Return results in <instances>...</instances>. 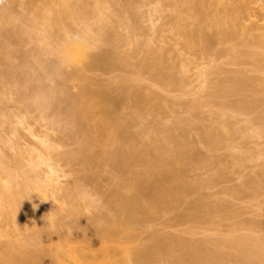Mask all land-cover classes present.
<instances>
[{
    "label": "rangeland",
    "instance_id": "obj_1",
    "mask_svg": "<svg viewBox=\"0 0 264 264\" xmlns=\"http://www.w3.org/2000/svg\"><path fill=\"white\" fill-rule=\"evenodd\" d=\"M61 1L62 0H0V95H6L4 98L10 99L9 101L8 99L4 100V98L0 96V159L2 157V160H4L1 164L4 168L7 167V171L12 169L9 173L12 175L13 172L12 180H14V185H19L20 187L25 186L22 188L24 191L22 198H25L31 190L37 192L32 193L31 198H28L31 202L28 199L24 201L20 197V200H23L22 202L27 204V208L24 207L26 210L22 207L25 203H20L22 204L21 206L20 204L18 205L24 212L26 211V213H24L23 210L21 211V217H19L20 214L18 213L19 216L15 217L17 218L15 219L12 215L10 216L9 213L5 214V210L3 211L5 215L0 216V231L8 232L12 234V237L13 234H16L17 236L19 235L20 238L28 239L30 237L28 234L30 231L28 232V230H25L28 233L25 234L22 232V236V233L20 235L21 231L19 232V227L22 225L23 229L24 225H20V221L29 217L25 222H29L31 219V225L29 224L30 222H27V224L30 226H32V224L36 226L35 224H37L41 227L42 223L44 226L42 227L45 228L47 234L51 232L50 234L52 236L57 233V236L53 235V237L56 236L57 238L58 235L61 236L62 234L67 235L71 231L74 233L72 234L71 232L72 236L79 237L78 234L86 230L82 228L83 231L80 232L79 230H81V227L85 225L96 227L97 224L94 225V223H99L98 220L100 217H110L112 213H114L110 210L109 203L112 200L111 193L115 191L116 185L111 182L113 173L108 167L109 165L107 166L108 163L106 162V166L104 164L106 159L103 157L100 158V155H96L92 161L85 162V158L83 159V154L80 150L82 148V142L80 143V141H82L80 132L78 134L74 127V131H72L70 127L71 124H69L71 123V119L76 118L75 112H73L75 107L73 106V102H71L73 99H70L81 93L79 92L81 89L80 85H83L81 84L83 81H80L79 73L81 69L84 72L85 70L83 68L86 67V73H84L88 76L87 79L91 78L93 82H95V85L97 84L96 87L100 85L103 89L105 88L111 91V95L114 99H117V101L121 100L130 87L132 90L139 91L142 97L140 103L124 104L117 109V112H120L118 114L124 117H127L131 112H138V128L136 127L135 133H138L139 127H146L151 131H160V133L158 132L160 137L164 139L168 138L169 130L173 128L176 121L182 120L185 122L193 116L191 105L196 101L197 103L198 101L202 103L199 109L200 114L196 115L195 113L194 116L200 118V120L195 118L198 121L197 125L199 128L208 126L206 128L208 129L211 126L210 128L215 129L223 125L225 121L231 125V131L232 129L237 131V133L234 134L235 136L230 133L229 135L233 137L231 136L232 138H230L229 136L230 139L227 138L229 140L226 142V145L214 152L210 151L205 143L197 137L198 134L195 135L196 132L194 133V131L198 126L192 125L193 127L197 126L195 129L188 126L187 133L189 137H196V141L198 142L195 153L198 151L197 153L208 158L211 163L216 162V164H211V167H202L197 165L196 162L190 163L187 175L188 182L193 185L196 180V183L199 182V178L203 180L201 181L199 179L202 183L200 185L201 188L193 185L198 188L194 189L197 191H192L186 196V202H184L185 204H183L180 209L181 211H185L184 209H188L190 205L203 202L210 204V206L213 205L211 208H215L218 202L221 203V206L213 209L210 213H200L197 218L184 220L177 216V211L169 215L155 214L145 223L137 225L136 231L139 239L137 243H139V241L142 243L146 242L144 244L148 242L151 243L156 237L158 238L169 233L175 236L177 235V237L186 238L188 241L191 240L192 243L196 242V240H203V238L220 241V239H224L225 237L241 234L255 237L254 240L252 239V242L254 243V241H256L255 246L257 250L264 254V188H260L257 194L247 193L242 192V185L244 184L241 185V183L246 182L247 176L252 177L251 174H255V172L259 174L262 168H264V136L257 134L256 131L258 127L255 122L251 121L253 118L252 114L249 112L248 114L246 112V114H237V112L234 113V108L233 112L231 110L232 107H227V105L229 106V104H234L236 101L243 99H239L241 97L240 94L243 93L237 94L231 92L232 94L230 95L223 94V96L219 95L218 97L211 96L212 94L214 95L215 87L217 92L220 91L219 85L214 87L218 82L222 84V82L228 81L227 83L225 82L226 85L231 83L229 80L232 74H236V76H241L242 74L245 77H241L250 78L251 82L254 81L252 83L256 85L252 84L253 86L257 87L258 85L257 88L264 89V0H204L206 4L204 20H207V23L212 21L211 17L223 18L226 16L230 19L231 22L229 24L234 29L232 37L230 36V38L226 40H217L206 50L202 49V44L194 41L191 36L192 31L198 27L200 19L194 16L188 9V6L180 0H82V2H80L81 5H79L81 8L78 9L77 6L76 9L81 10L87 7L86 10L85 8L84 10L87 11L89 9L87 14H93L94 17L91 16L92 22L88 19L91 23L96 21L94 15H98V11L96 14L94 7L96 9V7H98V1H100V17L106 25L105 29L109 36L116 40L115 43L98 41L95 34H93L92 42L95 51H93L92 57L97 54H108V56L114 59L120 57L125 58L126 63L115 64L112 65L111 68H101L90 64L93 59L90 61V59L87 58L85 63L84 61L79 63L83 68L80 65L78 66V63L69 64L67 66L63 65V73L65 72L64 75L69 74V78H65L64 76V78H62L61 75L58 76L60 72L56 75V73H53L47 66L50 62H59L61 58H58V52V54L54 56L55 50H51L56 48V41L60 35H62L59 38L61 41L64 36L63 32L61 34V30L56 28L53 30V36L48 34L50 37H48L45 32V27L49 19L58 14L60 10L63 11V13L65 12L66 8L64 10V6H62L64 2L62 4ZM73 2L78 3L76 0ZM47 4H51V7ZM47 6L52 10L50 9L51 11H49ZM185 9H187V11ZM179 11H181L182 15H180ZM84 12L83 14H85ZM60 13L63 16L62 12ZM26 20H29V22ZM81 21L82 20H79L77 21L78 23H73V27L76 26L75 28L70 24L71 30L68 25L69 22L64 19V24L66 27H69V32H73L71 35L68 34L72 39L81 38L80 33L84 27V23ZM20 24L24 25L21 26ZM209 25H211V23ZM22 27L23 29H21ZM212 30L215 29L212 27ZM22 32L25 34H22ZM44 39L45 41L41 42V40ZM59 40L57 43H60ZM54 41L55 44L52 43ZM39 44H41V48L38 47ZM235 51H238L235 53V55L239 57L237 61L233 60L235 56L233 52ZM35 54H39L42 57L38 55V58ZM34 55L38 60L33 58ZM92 57L90 56V58ZM37 61L40 63L38 64ZM149 61L156 62L161 69L163 68V71H169L179 78L181 81L180 87L173 86L166 80H156L154 70L146 67V62ZM40 64L41 66L37 67V65ZM41 67L43 68L41 69ZM24 70L26 71L24 72ZM74 74H77L75 78L73 76ZM81 75L83 76L84 74L81 73ZM77 76H79V81L76 78ZM57 77L62 79L60 80ZM73 78L76 80H73ZM93 82H91L92 85L90 84L91 87L94 85ZM215 82L216 84H214ZM96 87L93 88L97 89ZM225 87L228 89V86ZM52 89L53 91H51ZM56 92H58V94H55ZM59 92L63 95L61 94V96ZM252 93V91H248L244 93L245 95L242 97H244V99L254 100L255 98L252 96ZM44 95H51L54 97L44 98ZM55 95L59 96L55 97ZM263 95L264 93H258L255 97L257 96L256 99L258 97L264 98ZM210 97H213L211 102H209ZM221 111H223V113L224 111L226 112L224 115L220 116ZM220 120H223V123L220 122L222 124L217 125ZM74 121H76V119ZM249 121L251 122L249 123ZM85 123L84 121L80 125L83 131L87 129L88 126L86 125L87 123ZM73 125H75V123ZM192 129L193 131H191ZM97 149L96 146L91 147V151ZM251 151V156L254 157L253 155H255V157L252 160H247V158L244 159L245 155ZM236 156H239L238 158L240 159V156H242V159L246 162L242 160L244 163L241 164L239 162L240 159L236 160ZM249 156L250 155L247 156L248 159L251 158ZM212 157L218 159L214 162ZM216 165L217 168H215ZM220 166L226 169L225 176H219L220 174H217ZM213 173L216 174V176L214 174V178H216L217 181L209 176L212 175L213 177ZM244 176L247 178H244ZM44 178L45 180L49 179L51 181L56 178H58V180L56 179L55 183H53V181L49 183V180L44 181ZM31 181L32 184H28V182ZM39 181L40 184L41 181L44 182L42 186H40V184L38 185ZM1 184L0 185L3 186V183ZM45 184L50 187H47ZM26 185L30 186L27 188ZM33 185L36 186V188H34ZM82 185L84 186L82 187V192L85 190L84 192H86V195L83 197V192V198H79L85 200L87 197H90L87 198V201L88 199L96 198V201L94 199H91V201H95L97 207L94 206L95 202L94 205H89V201V204L83 201V203L87 204H82L81 202L80 204H82V206L79 204L80 206L77 205L76 207L79 201L77 203L76 201L78 198L75 200V197H78V193L79 196H81L80 192ZM17 187L15 186L13 188L15 189ZM40 187H43L42 191ZM240 187L242 188L241 190H239ZM19 189L21 190V188ZM40 191L46 193L44 194ZM20 192L19 194L22 195V192ZM26 192L27 194H25ZM69 195H71L74 200ZM16 198L19 197L17 196ZM15 201L16 199H14V203ZM222 202L224 203L223 206ZM98 203H101L99 207ZM33 204L38 205V207L34 209ZM89 206H92V208H89ZM80 207L82 208L80 209ZM84 207H86V209ZM8 208L9 207H7L6 210ZM74 208L77 210L75 211ZM51 211L52 213L54 212V214L48 213ZM81 211L84 215H82ZM74 212L81 214V217L78 215V218L77 214ZM38 213H42V217H39L40 215L37 216ZM49 214L53 217L57 215V220L55 217V224L58 226H55L56 229L53 228L55 229L54 233L52 232V228L51 231L48 232L50 229L47 230L48 226L46 225V219H41L44 215L48 218ZM113 216L112 218L115 220V216ZM37 218L41 219V222H39L40 220L38 221ZM101 219L98 225L101 224ZM43 220L44 222H42ZM105 220L108 219L105 218ZM105 220H102V224ZM87 221L91 222L88 223ZM109 221L110 219L108 222ZM38 222L40 224H38ZM83 222H85L84 225ZM60 223L62 225H60ZM65 223L67 225L74 224L75 229L72 228L73 225L72 227L70 225L67 227ZM90 223H93V226ZM79 225L80 227H77ZM87 226L84 228H87ZM101 226L102 225L96 227L97 230L98 228L100 229ZM69 227H71L72 230H70ZM24 228H26V226ZM26 229H28V226ZM57 229L60 232H58ZM45 230L42 229V231ZM77 231H79L78 234H76L78 236L75 235ZM1 234L2 233H0V235ZM71 234L68 235L71 236ZM5 235L7 237L8 234L6 233ZM8 236L11 237L10 235ZM27 239H25V241H27ZM1 240L4 241L2 242ZM5 240L8 239H0L1 244L3 243L4 245ZM9 240L12 241V239ZM15 242L17 243V240ZM12 243L14 242L12 241ZM43 245V248L49 249L48 246L50 245ZM40 246L38 249L41 248ZM13 264L16 263L13 262ZM233 264H235V262Z\"/></svg>",
    "mask_w": 264,
    "mask_h": 264
},
{
    "label": "bare ground",
    "instance_id": "obj_2",
    "mask_svg": "<svg viewBox=\"0 0 264 264\" xmlns=\"http://www.w3.org/2000/svg\"><path fill=\"white\" fill-rule=\"evenodd\" d=\"M69 1H71V0H69ZM69 1L68 0H64V1L62 0L61 1L62 4L64 2V5H62V6H64L63 7L64 10L66 8L64 13H63V11L60 10V12H62L64 17L59 12L60 15L58 13V14L52 16L49 19V21L47 22L46 27H45L46 28L45 32H46L47 36H48V34L53 36L54 35L53 30H55L56 28L61 30V34L63 32V35H64L63 38L61 39V41L59 40V38L62 35H60L57 38L60 41V43H57L58 42V40H57L56 41V44H57L56 48L54 49L52 46L53 50H51V51L55 50L54 52L56 54L54 52H52V53H54V56L59 53V57L58 56H56V57H58V58L61 57V58L59 59V62H57V63H51L50 62L49 64H47L48 68L51 69L53 73H56V75H57V73L60 72V74H58V76L61 75L62 78H64V77L69 78L70 77V76H68L69 74L64 75L65 72L63 73V71H64L63 65L67 66L69 64L72 65V64L78 63V66H79L80 65L79 63H81L83 61L85 63V61H87L86 60L87 58H89L90 61H91V59H93V61L90 62V64L97 66V67H101V68H111V66L115 65V64H125L126 63L125 58L120 57V58L114 59L111 56H108V54L107 55H100V54L96 55L95 54L96 56L92 57V53H93V51H95L94 50L95 49L94 44L92 42V35L93 34H95L96 39L98 41H105L108 43H115L116 42V40L114 38H112L111 36H109V34L107 33V31L105 29L106 25L104 24L103 19L100 17V13H101L100 1H98V7H96V9L94 7L96 14L98 11V15H94L95 20H96L94 23H91L93 21L92 20L93 14L92 15L87 14L88 13L87 11L89 9L87 11H85L87 7L85 8L84 6H82L85 8V10H84V8H82L83 10L82 9L81 10L76 9L77 6H78V9L81 8V7H79V5H81L80 2H82V0L81 1L76 0L80 4H78L77 2H76L77 4L74 3L73 2L74 0H72L71 2H69ZM180 1L183 2L184 4H186L188 6V9L190 10V12L194 16H196L198 19H200L198 27L194 31H192L191 36H192L194 41H197L200 44H202L201 45V48L203 47L202 49H204V50L208 49L217 40H226V39L230 38V36L231 37L233 36V34H234L233 30L234 29L229 24L231 21L228 17H226V16L223 18L222 17H214V18L211 17L212 21L208 22V23L206 22L207 20H204L205 19L204 13L206 11V4H205L204 0H201V1L200 0H198V1L197 0H180ZM51 4H49L50 7H51ZM50 9L51 8H49V11L52 10V9L51 10ZM185 10L187 11V9H185ZM83 12L85 14H83ZM179 13H180V15H182L181 11H179ZM64 19H66L69 22L68 25L70 26V28H71L70 24H72V27H73V23L74 24L78 23L77 21H79V20L83 21L84 27L81 30V33H80L81 38L80 39H72L71 37H69L68 34L71 35V33H73V32H71V33L69 32V27L68 26L66 27V25L64 24ZM88 19L91 22L88 21ZM19 20H20V18H19ZM26 21L29 22V20H26ZM210 23H211V25H209ZM22 25H24V24H22ZM80 25H78V26H80ZM75 27H73V28H75ZM212 27L215 30H212ZM21 29H23V27ZM210 29L212 30V32H215V33H212ZM71 30H72V28H71ZM47 31H48V33H47ZM14 33H15V31H14ZM22 34H25V33L22 32ZM46 35H45V37H46ZM31 37H32V35H31ZM48 37H50V36H48ZM79 37H80V35H79ZM10 41H11V39H10ZM43 41H45V39L41 40V42H43ZM52 43L55 44V41ZM58 44H59V46H58ZM42 45H44V44H42ZM38 47L41 48V44H39ZM43 48H45V47H43ZM42 52H43V50H42ZM237 52L238 51H235V52H233V54L235 55V53H237ZM35 55L33 58H35ZM38 55H36V56H38ZM39 56H41V55H39ZM39 56H38V58H39ZM90 56L92 58H90ZM38 58L36 57L35 59L38 60ZM238 59H239V57L237 55H235L233 58L234 61H237ZM37 62H38V64L40 63L39 61H37ZM84 63H82V64H84ZM39 66H41V64L37 65V67H39ZM80 66H82V65H80ZM89 67H90V65H89ZM146 67L151 69V70H154L156 80H158V81L166 80V81H168L169 84L176 86V87H180L181 81L179 80V78H177L173 73H171L169 71H166V70L163 71V68L161 69L159 64H157L156 62H153V61L146 62ZM42 68L43 67H41V69ZM82 68H83V66H82ZM85 68H83V69L86 71ZM25 71L26 70H24V72ZM84 72L81 69V72L79 73L80 81L81 80L83 81L82 83L80 82L83 85L79 84L81 87L79 92H81V93L80 94L78 93L79 95H77V96L75 95L76 97L73 96L74 98L70 99V100L73 99L71 102H73V104H74L73 106L75 107V110L73 112H75V117H76L73 119L74 120L76 119V121L71 119L73 122L70 120L71 123H69V124H71L70 127L72 128V131H74V129H75L78 134L80 132V136H81V140H82V141H80V143L82 142L81 143L82 148L80 146L81 149L80 148L79 149L81 150V153L83 154V159L85 158V162L92 161L96 155H100V158L103 157L104 159H106V161L103 159L105 161L104 164L106 166V164L108 163L107 166L109 165L108 167L110 168V170L113 173V177L111 179V182L114 185H116V189L118 188L117 190L115 189V191H113L111 193L112 200L109 203V205H110L109 208L114 213L111 212L112 213V215L110 216L111 218L109 216H105L103 218L98 217L99 220L102 218L100 225L103 226V227L101 226L102 228L100 227V229L98 228V230L96 227L100 226V225H98L100 223L99 220H98L99 223H94V225L97 224L96 227L92 225L93 223H90L93 227H91L90 225H88V226L85 225L84 227L87 226V228L81 227V230L78 229L80 232H82L83 229H86L83 233L78 234L79 231H77V233H75V235L78 234L79 237L72 236V234H74V233L71 231L72 234H71V232L68 233V234H71V236H69L67 234L69 236L68 237L67 235L62 234L63 237H62V235L61 236L58 235L59 238L58 237L56 238L57 233L53 234V235H56L55 237H53V235L51 236V234H50L51 232L47 234V231L45 230V228H43L44 226L42 225V223H41V227H39L35 223L34 224L38 227L34 226L33 224H32V226H30L31 225V221H30L31 219L29 220L30 223L28 221L25 222V220H28V218H29V217H26L27 219L24 218L23 219L24 221L23 220L20 221V225L23 224L24 227L26 226V228L28 226V229L23 227V229H24L23 230L22 225H21L19 227L20 228L19 232L21 231L20 232V235H21L22 232L26 234L30 231L28 233L30 236L28 239L27 238L23 239L22 237L20 238V236L18 235L19 236L18 237L16 234H13V237H14L13 238L11 236L12 234H9L6 231L5 232L2 230L0 231V233H2L0 235V237L3 235L0 239H2V238L8 239V240H5L4 245H3V243L1 244V242H0V259L3 261L2 262L0 260V263L1 264L2 263L3 264H13V262H14L16 264H49V263L52 264L55 261L56 263L54 262L53 264H233L234 262H235V264H264V256H263L264 254H262L261 252H259V250H257V248L255 246L256 241H254V243L252 242V239L254 240L255 237L247 236V235H241V234H237V235H234L232 237H225L224 239H220V241H218V240L214 241L212 239H204L203 238V240H199V241L196 240V242L192 243L191 240L188 241V239H186V238H183L180 236L177 237V235L175 236L174 234L169 233V234H165L163 236H160L158 238L156 237L155 239H153V241L151 243L148 242L147 244H144L146 242L142 243L140 241H139V243H141V244L137 243V241L139 240L138 239V233L136 231V229L138 227L137 225H139V224L141 225L142 223H145L146 221L151 219L153 217V215H155V214L169 215V214L177 211L176 212L177 216L180 219L184 220V219L197 218L200 213H203V212L210 213L213 211V209L221 206V203L218 202V203H216L215 208H211V207H213V205L210 206V204L203 202V203H194V204L190 205L188 209H184L185 211H183V210L181 211V209H180V208H182L181 206L183 204H185L184 202H186V200H185L186 196L188 194H190L192 191L193 192L197 191V190L195 191L194 189L201 188L200 185L202 184L201 181L203 180V179L201 180L199 178L201 181L198 179L199 182L196 183L197 182V180H196L195 184H193V185L197 186L198 188L193 186L191 183L188 182L187 175H188V171H189L188 166L190 165V163L196 162V164L199 166L208 167L211 164H216L215 161L218 159V158L217 159L214 158L215 156L212 157V160L215 163H213V162L211 163L208 158H205L201 154L197 153L198 151L195 153L196 145L198 142L196 141V137H194L195 139L193 137H189V135L187 133L188 126L190 128H194V129L198 126L197 120L198 119L200 120V118L198 116H196V117H194V116H195V113H196V115L200 114L199 109H200V106H202L201 105L202 103L200 101H198V103H197V101H196V102H194V104L191 105L193 116L188 119L189 121L186 120L184 122L182 120H178V121H176V123H174L173 128L171 130H169V133H168L169 136H167L169 139L168 138L164 139V138L160 137L159 136L160 131H156V130L151 131L150 129H148L146 127H139V129H138L139 131L137 130L138 133L137 132L135 133L136 129L138 128V124H137L138 123L137 119L139 116L138 112H136V113L131 112L127 117H124V116H121L118 114L120 112H117L118 111L117 109H119L118 107H122L121 105H124V104L128 105L131 103H134V104L140 103L142 101V97H141L139 91L134 90V89L132 90V88L130 87L125 92V94L123 95L121 100L117 101V99H114V97L111 95L112 94L111 91L106 90L105 88L103 89L102 86L100 87V85H98L96 87L97 84L95 85V82H93V80L91 78L87 79L88 76L85 75L86 72L85 73ZM81 73H83L84 74L83 76H86V77H83L81 75ZM0 74H1V72H0ZM3 75H4V73H3ZM76 75L77 74L73 75L74 78ZM79 76L76 77L78 81H79V79H78ZM241 76H244V75L241 74ZM241 76L240 75L236 76V74L230 75L231 79L229 81H231V83H228V85L225 84V82L227 83L228 81L222 82V84L224 83L223 85L220 82H218V84H216V82H215L214 84H216V85H214V87L219 85L220 91L217 92L216 87H215L214 88V90H215L214 95L212 94L211 96L218 97L219 95L223 96V94L230 95V94H232L231 92H234L237 94L243 93V94H240L241 97L239 98V99H241V98H243V99L238 100L239 102L236 101V103H234V104L231 103V104H229V106L227 105V107L228 108L232 107L231 110L233 112L235 110L234 113L237 112V114H241V113L242 114H246V113L248 114V112L250 114H252L253 118L251 119V121L255 122L257 127H258L257 131H256L257 134L264 136V98L258 97L256 99L257 96L255 97V95H258V93H264V89L257 88L258 85H257V87L253 86V85H256L255 83H252L254 81L251 82L250 78H244L245 76L244 77H241ZM57 78L60 79L59 77H57ZM74 78H73V80H76ZM228 79H226V80H228ZM91 82L94 83L93 87L94 88L96 87L97 89H94L93 87L90 86ZM225 86H228V89ZM221 87H223V88H221ZM57 88H60V87H57ZM51 91H53V89ZM134 91H136V92H134ZM248 91L253 92L252 96H254V98H255L254 100H252V99L248 100V99H244V97H242L243 95H245L244 93H246ZM227 93H229V94H227ZM55 94H58V92H56ZM59 94H60V92H59ZM58 96L59 95H55V97H58ZM1 97L4 98V97H6V95L5 96L2 95ZM48 97H54V96L50 95V96H45L44 98H48ZM213 97L212 98L210 97L209 102L212 101ZM5 99H8V98H4V100ZM9 100L10 99H8V101ZM2 102H3V99H2ZM233 108H234V110H233ZM225 110H226V107H225ZM193 112H194V114H193ZM225 112L226 111H224V113H223V111H221L220 116L224 115ZM192 118H194V119H192ZM84 121L87 123V124L86 123L85 124L88 126H87V129H85L83 131V130H81L80 125ZM195 121H196V123H195ZM222 121L223 120H220L217 125L222 124L223 123ZM251 121H249V123ZM220 122H222V123H220ZM74 123H75V125H73ZM192 125L193 126L197 125V126L193 127ZM73 127H74V129H73ZM202 127L204 129L201 127L199 128V126H198V128L195 129L194 133L196 132L195 135L198 134L197 137L199 139H201V141L203 143H205V145L208 147V149L210 151H214V152L216 150L220 149L221 147L225 146L226 142H228V140L230 138H232L233 136H235L234 134L237 133V131L235 129H232V131H233L232 132L231 128H230L231 125H229V123H226L225 121H224L223 125H220V127H217L215 129L210 128L211 126L208 129H206L208 126L207 127L202 126ZM251 128H253V127H251ZM196 130H198V131H196ZM255 130H256V128H255ZM191 131H193V129ZM197 132H199V133H197ZM230 133H232V135H233V136L231 135L232 137L229 135ZM229 136H230V138H229ZM245 136H247V135H245ZM227 138H229V139H227ZM93 146H96L98 149L91 151V147H93ZM79 149H78V151H79ZM246 149H247V147H246ZM244 153H246V152H244ZM251 153H252V151L248 152L247 155L243 154V155H245L244 159L247 158V160H250V159L252 160L255 157V155H253L254 157H252ZM102 155H105L106 157L102 156ZM248 155H250L249 157H251V158L248 159V157H247ZM238 157L236 156V160L240 159ZM240 157H241V159L239 162L242 164V163H244L243 161H245V160L242 159V156H240ZM0 160H1L0 161V182L3 183V186H1L2 184L0 183L1 184L0 185V216H4L6 213H9L10 216L12 215V217L15 218V217H18L19 216L18 213L20 214L21 211L23 210L18 205L20 203H25V202H22L20 200V197L22 198L23 194H24V191L22 190V188L25 186L20 187L19 185H14V182H13L14 180H12L13 172H12V175L9 173V171L12 169L7 171L6 170L7 167L4 168L1 164V162L3 163V161H4V160H2V157ZM219 160H220V158H219ZM218 166H219V163H218ZM210 167H209V169H210ZM213 167H214V165H213ZM215 168H217V165ZM33 171H34V169H33ZM225 172H226V169L224 167L220 166L219 172L217 171V174L219 173L220 174L219 176H225ZM214 174L215 173H213V177H212V175H209V176H211L212 179L216 180V178H214L216 176V174H215V176H214ZM253 174H251L252 177L247 176L248 178L246 176H244V178L245 177L247 178L246 182L241 183V185L244 184V185H242L243 189L240 187L239 190L242 189V192L256 193L257 194V191L260 188L261 189H262V187L264 188V168H262V170L260 171L259 174H258V172H257V174L255 172L254 175H256V176H254ZM56 179L58 180V178H56ZM56 179L52 180L53 183H55ZM43 180L46 181L47 179L45 180V178H44ZM52 181L49 180V183ZM15 183H16V179H15ZM17 183H18V181H17ZM29 183L32 184V181L28 182V184ZM43 183L44 182L41 181V184H40V181H39L38 185L40 184V186H42ZM214 183H215V181H214ZM11 184L14 186H12ZM211 185H212V183H211ZM15 186L16 187L18 186L19 188H21V190L18 187L14 189L13 187H15ZM26 186L28 188L30 185L29 186L26 185ZM33 186H31V187H33ZM47 187H50V186H47ZM82 187H84V186L83 185L81 186V192H80L81 196H79V193H78V197H75L77 195V193L74 196L75 200H77V198H78V200L76 202L78 203V201H79L78 204H76V202H75L76 207H77V205L82 206V204H87V203L89 204V202H90L89 205H92V204L94 205L96 198H91L92 200L93 199L95 200L94 202L91 201V199H88V201H89L88 202L87 198H90V197H87V196H86L87 197L86 199L84 198L85 200H83V199L81 200V198H83L86 195V192H84L85 190L83 191L84 193L82 192V189H83ZM34 188H36V186H34ZM40 188H41L40 190L42 191L43 187H40ZM57 188H59V187H57ZM19 192L22 195H20ZM40 192H38V193H40ZM64 192H66V191H64ZM41 193L45 194L46 192H41ZM70 193H71V191H70ZM258 193H259V191H258ZM25 194H27V192ZM82 195H83V197H82ZM17 196L19 198H16ZM69 196H71V195H69ZM79 197H81V198H79ZM30 198H31V196H30ZM14 199H16L15 203H14ZM22 199H24V198H22ZM68 200L70 201L69 198H68ZM73 200H74V198H73ZM17 201H20V202H17ZM29 201L31 202V200H29ZM83 201L87 202V203H83ZM81 202H82V204H80ZM101 203H102V201H101ZM101 203H98V207L101 205ZM223 204L224 203L222 202V206H223ZM21 205L22 204H20V206ZM26 205L27 204L25 203L22 205V207L24 208V207H26ZM85 206H87V205H85ZM94 206L97 207L96 202H95ZM7 207H9V208L6 210ZM70 207H71V205H70ZM74 207H75V205H74ZM90 207L92 208V206H89V208ZM81 208L82 207H80V209ZM84 208L86 209V207H84ZM89 208H87V209H89ZM9 209H11V210H9ZM4 210H5V214H3ZM24 210H26V209L24 208ZM24 210H23V212H24ZM76 210L77 209H75V211ZM10 211H11V214H10ZM86 211H88V210H86ZM79 212H80V210H79ZM24 213H26V211ZM24 213H22V214H24ZM48 213L54 214V212L52 213V211L48 212ZM74 213H76V212H74ZM51 214H49V215H51ZM76 214H77V217H78V215L79 216L81 215L78 212ZM41 215H42V213L41 214L38 213L37 216L42 217ZM82 215H84L83 212H82ZM56 216L57 215H55V217ZM112 216L114 217L115 220H113ZM19 217H21V214ZM22 217H23V215H22ZM59 217H58V219H59ZM105 218H107L108 220L110 219V221L108 222V220H105ZM15 219H17V218H15ZM20 219H22V218H20ZM41 219H47V216L44 215L43 218H41ZM41 219L37 218L38 221L40 220L39 222H41ZM56 220H57V217H56ZM102 220H105V222H103V224H102ZM23 222H25V223H23ZM27 222L30 225L27 224ZM39 222H38V224H40ZM42 222H44V220ZM89 222H91V221H89ZM84 224H85V222H83V225ZM46 225H47V223H46ZM60 225H62V224L60 223ZM69 225L71 227L73 225L72 228L75 229L74 224H72V225L69 224ZM69 225L66 224L67 227ZM81 225H82V223H81ZM55 226H58V225L55 224ZM71 227H69L70 230H72ZM77 227H80V225ZM31 228H32V230H31ZM38 228H40V229H38ZM41 228L44 229L46 232L42 231ZM54 228L56 229V227H54ZM48 229H50V230H48ZM55 229L52 228L53 233H54ZM25 230H28V232ZM47 230L49 232V231H51V228L47 227ZM57 231L60 232L58 229H57ZM68 231H69V229H68ZM75 232H76V230H75ZM3 233H5V234L7 233L11 237H9L7 235V237H8L7 238L6 235ZM23 233H22V236H23ZM17 234H18V232H17ZM78 235H76V236H78ZM24 236L26 237L27 235H24ZM16 237L19 239H17ZM9 239H12V241L14 243H12V241ZM25 239H27V241H25ZM16 240H17V243L15 242ZM151 240H152V238H151ZM221 240H223V241H221ZM1 241L3 242L4 240H1ZM44 242H46V243H44ZM43 244L44 245L46 244V246L50 245V246H48L49 249L43 248L42 247ZM37 245H38V247L41 245L40 246L41 248L38 249ZM35 247H37V248H35ZM51 261H52V263H51Z\"/></svg>",
    "mask_w": 264,
    "mask_h": 264
},
{
    "label": "clouds",
    "instance_id": "obj_3",
    "mask_svg": "<svg viewBox=\"0 0 264 264\" xmlns=\"http://www.w3.org/2000/svg\"><path fill=\"white\" fill-rule=\"evenodd\" d=\"M32 193H37V192H35V191H29L28 194L26 195V197H25L23 200L29 198V197L31 196ZM23 200H22V201H23ZM42 201H43V200H42ZM37 207H38V205L33 204V208H34V209L37 208ZM46 221H47V226H48L49 228H54V227H55V217L49 215V217L46 219Z\"/></svg>",
    "mask_w": 264,
    "mask_h": 264
}]
</instances>
